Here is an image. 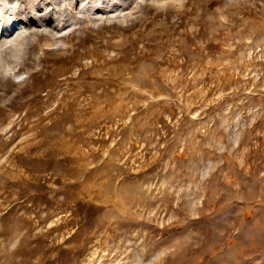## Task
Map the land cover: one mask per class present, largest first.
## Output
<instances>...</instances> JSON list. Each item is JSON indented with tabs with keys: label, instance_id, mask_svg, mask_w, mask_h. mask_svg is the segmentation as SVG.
I'll return each mask as SVG.
<instances>
[{
	"label": "rangeland",
	"instance_id": "374dc122",
	"mask_svg": "<svg viewBox=\"0 0 264 264\" xmlns=\"http://www.w3.org/2000/svg\"><path fill=\"white\" fill-rule=\"evenodd\" d=\"M46 1L2 49L0 264H264V0Z\"/></svg>",
	"mask_w": 264,
	"mask_h": 264
},
{
	"label": "bare ground",
	"instance_id": "6f19581e",
	"mask_svg": "<svg viewBox=\"0 0 264 264\" xmlns=\"http://www.w3.org/2000/svg\"><path fill=\"white\" fill-rule=\"evenodd\" d=\"M13 1L0 0V66L5 70H12L13 68L3 56L4 48L10 45L13 52L23 50L28 34V27L30 25L35 27V23L37 24V21L41 20L44 16V12L41 14L39 12H42L43 8L45 11V7L47 8L48 6L46 0L41 1L39 4H32L30 10L27 11V15L22 18L24 21L14 22L15 7H7V4ZM129 1L133 2L135 0H57L56 4L58 5H56L55 10L53 9L52 15L49 14L52 20L48 21V23H40L46 32H53L56 31L55 29L58 28V24L62 22L65 14L73 13V16L85 15L99 19L108 18L113 15L112 13L117 11V7ZM24 2H29V0ZM117 4L119 5L117 6ZM28 19L31 21L30 25H28Z\"/></svg>",
	"mask_w": 264,
	"mask_h": 264
}]
</instances>
